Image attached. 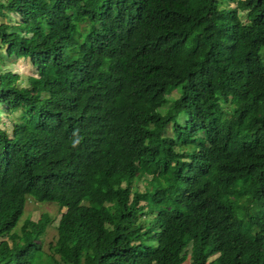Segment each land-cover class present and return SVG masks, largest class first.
<instances>
[{
    "label": "trees",
    "instance_id": "obj_1",
    "mask_svg": "<svg viewBox=\"0 0 264 264\" xmlns=\"http://www.w3.org/2000/svg\"><path fill=\"white\" fill-rule=\"evenodd\" d=\"M9 12L37 75L0 69V264H264V0Z\"/></svg>",
    "mask_w": 264,
    "mask_h": 264
},
{
    "label": "rangeland",
    "instance_id": "obj_2",
    "mask_svg": "<svg viewBox=\"0 0 264 264\" xmlns=\"http://www.w3.org/2000/svg\"><path fill=\"white\" fill-rule=\"evenodd\" d=\"M229 5H234V2H229ZM238 13V16L240 18V21L241 22H246L247 21V17H246V14L244 12V10H238L237 11ZM16 17V15H13L12 12H9V17L6 18V17H0V22H6V21H10L11 23H13V20H11V18H14ZM13 29V28H11ZM9 30V29H7ZM5 44H0V53L1 52H4L5 50ZM0 69H10L14 72H18L19 74H22V75H27V74H33V75H36V70L34 68V66L31 64V62L29 61L28 58L26 57H22V56H19V57H14V56H11V57H8L6 58V60L2 63L0 61ZM20 84H27L26 80L22 79L20 80ZM171 95L174 96L176 95L177 93L172 90L171 92ZM184 114L183 113H180L177 115V120L179 122H182L184 120ZM1 121L3 122L1 125L2 126H7V127H10V120L8 117H6L5 115L4 116H1ZM167 132H169V128L167 126ZM137 185L139 186V188H141V181H137ZM51 205H47L45 208H48L49 211H54L52 209H50ZM27 211L29 212V217L30 218H36L37 216L41 215V213L44 211L40 208H38V206H35V207H31L30 205H27L25 206V210L23 211V214L22 215H25L27 213ZM53 229H47V231L43 232L41 234V236L43 238H46L48 239L49 237V233L52 231ZM213 255V254H212ZM212 255H209L208 258H211ZM188 261V256H186L183 260V262H187Z\"/></svg>",
    "mask_w": 264,
    "mask_h": 264
},
{
    "label": "clouds",
    "instance_id": "obj_3",
    "mask_svg": "<svg viewBox=\"0 0 264 264\" xmlns=\"http://www.w3.org/2000/svg\"><path fill=\"white\" fill-rule=\"evenodd\" d=\"M27 58V57H26ZM32 64V63H31ZM35 68V67H34ZM35 70H36V68H35ZM33 75V74H32ZM36 75H37V70H36ZM64 100H65V102L67 101V96L66 97H64L63 98ZM60 102V101H59ZM59 102H57V103H59ZM46 133H48V134H50L49 132H46ZM37 137V136H36ZM79 143V140H76V141H74V143H73V146H75V144H78Z\"/></svg>",
    "mask_w": 264,
    "mask_h": 264
}]
</instances>
